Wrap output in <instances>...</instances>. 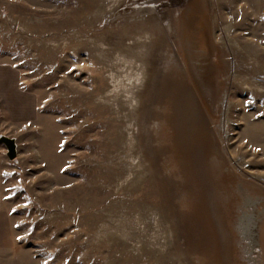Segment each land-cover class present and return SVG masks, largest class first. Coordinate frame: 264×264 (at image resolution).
<instances>
[{
	"label": "rangeland",
	"instance_id": "374dc122",
	"mask_svg": "<svg viewBox=\"0 0 264 264\" xmlns=\"http://www.w3.org/2000/svg\"><path fill=\"white\" fill-rule=\"evenodd\" d=\"M144 1L0 0V264H264V0Z\"/></svg>",
	"mask_w": 264,
	"mask_h": 264
},
{
	"label": "bare ground",
	"instance_id": "6f19581e",
	"mask_svg": "<svg viewBox=\"0 0 264 264\" xmlns=\"http://www.w3.org/2000/svg\"><path fill=\"white\" fill-rule=\"evenodd\" d=\"M162 0H145L144 1V5H145V7L144 8H149V9H151V8H155L157 5H158V3L159 2H161ZM166 1V0H165ZM161 4V3H160ZM143 8V7H142ZM188 95L189 94H187V93H178L175 97V100L173 101L174 103H173V108L178 112V113H183V110H186V107H187V103H188ZM192 97V96H191ZM203 98V97H202ZM204 100V102H207L206 100H205V98H203ZM195 102V101H194ZM193 110V109H192ZM188 115V114H187ZM191 115H193V114H191ZM188 118V117H187ZM178 119V118H177ZM176 119V120H177ZM192 122V121H191ZM187 125V124H186ZM191 126V125H190ZM193 128V127H192ZM191 129V127H189V130ZM197 129V128H196ZM194 131V130H193ZM191 134V133H190ZM193 134V133H192ZM196 135V134H195ZM193 136V135H192ZM190 137V136H189ZM198 141H200V143H199V145L201 146V144H202V142H204L205 141V139L204 138H200ZM197 143V144H198ZM195 145V144H194ZM190 149H191V147H189ZM187 160H189L190 158L189 157H187L186 158ZM186 159H185V161H186ZM189 162H190V160H189ZM219 162V161H218ZM195 163L197 164V166H198V164H200L199 162H196L195 161ZM201 165V164H200ZM186 168H188V166L186 167ZM199 171H201V170H199ZM204 175H205V173H204ZM205 178V177H204ZM199 184V183H198ZM209 184V183H208ZM188 187V186H187ZM190 189L191 190H193L191 187H190ZM224 196V195H223ZM227 196V195H226Z\"/></svg>",
	"mask_w": 264,
	"mask_h": 264
},
{
	"label": "flooded vegetation",
	"instance_id": "af4514ba",
	"mask_svg": "<svg viewBox=\"0 0 264 264\" xmlns=\"http://www.w3.org/2000/svg\"><path fill=\"white\" fill-rule=\"evenodd\" d=\"M211 46H212V48H211ZM209 48V51L212 53L211 54V56H210V58H209V60H211V59H214L213 58V52L215 51V48H214V46L213 45H211ZM199 60H201V61H203V59H199ZM200 65V67H202V68H204L203 69V71H201V75H203V73L206 71L207 73H209L210 75H211V79H212V81H213V93L215 94L216 93V87H217V76H218V74L216 75V70L214 69V67L212 66V64L211 63H209V64H207L206 66H203L201 63L199 64ZM198 64H193V65H190L189 66V69L192 71V73L194 72V70L196 69V68H198V66H199ZM195 84H196V87L198 88V90H200V88H199V86H198V84L195 82ZM200 94H201V91H200ZM206 100V99H205ZM207 101V100H206ZM208 103H210L211 101H207Z\"/></svg>",
	"mask_w": 264,
	"mask_h": 264
},
{
	"label": "water",
	"instance_id": "95a60500",
	"mask_svg": "<svg viewBox=\"0 0 264 264\" xmlns=\"http://www.w3.org/2000/svg\"><path fill=\"white\" fill-rule=\"evenodd\" d=\"M0 144H3L7 149V157L10 160H14L18 155V144L17 140L12 137L5 135L0 136Z\"/></svg>",
	"mask_w": 264,
	"mask_h": 264
}]
</instances>
